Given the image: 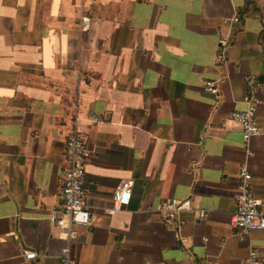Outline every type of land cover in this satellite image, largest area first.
<instances>
[{
	"label": "crops",
	"instance_id": "obj_1",
	"mask_svg": "<svg viewBox=\"0 0 264 264\" xmlns=\"http://www.w3.org/2000/svg\"><path fill=\"white\" fill-rule=\"evenodd\" d=\"M236 15L218 68L217 29ZM248 75L262 133L247 148L229 115L247 108ZM222 76L217 102L204 83ZM75 129L90 154L78 264H244L251 247L264 260V230L241 242L231 226L244 165L264 212V0H0V264H61L54 217ZM189 198L183 245L148 209Z\"/></svg>",
	"mask_w": 264,
	"mask_h": 264
},
{
	"label": "built area",
	"instance_id": "obj_2",
	"mask_svg": "<svg viewBox=\"0 0 264 264\" xmlns=\"http://www.w3.org/2000/svg\"><path fill=\"white\" fill-rule=\"evenodd\" d=\"M241 23L238 15L234 16L228 23L229 30L224 32L217 29L219 44L215 57V65L218 68L226 67L229 63L228 50L232 43L231 32L236 24ZM90 19L83 17L81 21V31L90 29ZM228 81V77L222 76L217 79H209L204 83V91L215 98L221 99V87ZM245 83L249 92L245 95L244 101L247 108L244 111H236L229 115L230 121L238 124L243 133L245 146L255 136L260 135L261 129L257 124V111L260 102L255 98L254 93L258 90L257 77L248 75ZM93 124L103 121L98 116H93ZM65 154L69 159V164L64 169L63 185L61 188V209L56 213L54 221L56 226L65 235L66 245L62 250L61 264H78V260L73 255L72 245L80 237V229L91 225V207L86 200V173L90 154L87 146L86 135L79 129H75L66 142ZM252 174L244 165L239 171L238 193L236 196V209L231 215V226L238 231L239 241H249L251 235L257 231L264 230V212L262 202L254 196L252 185ZM134 182L129 180L123 182L116 188L113 194L114 210L118 211L127 207L132 198ZM150 212L158 213L165 226L174 231L179 243L185 245L188 239L182 235L185 220L182 213L193 211L192 200L166 199L157 206L148 209ZM196 216L200 219H207L208 212L196 211ZM261 251L251 247L244 264H262ZM23 257L26 260H36L38 254L32 250H24Z\"/></svg>",
	"mask_w": 264,
	"mask_h": 264
}]
</instances>
